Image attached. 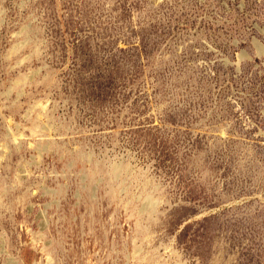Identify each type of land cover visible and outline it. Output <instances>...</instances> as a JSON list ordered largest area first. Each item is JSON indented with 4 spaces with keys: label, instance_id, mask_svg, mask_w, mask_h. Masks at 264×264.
<instances>
[{
    "label": "rangeland",
    "instance_id": "374dc122",
    "mask_svg": "<svg viewBox=\"0 0 264 264\" xmlns=\"http://www.w3.org/2000/svg\"><path fill=\"white\" fill-rule=\"evenodd\" d=\"M0 264H264V0H0Z\"/></svg>",
    "mask_w": 264,
    "mask_h": 264
}]
</instances>
